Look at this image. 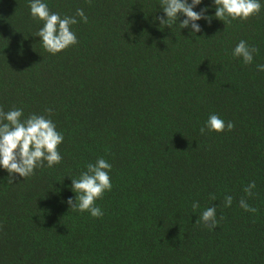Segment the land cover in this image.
<instances>
[{
    "label": "trees",
    "instance_id": "16d2710c",
    "mask_svg": "<svg viewBox=\"0 0 264 264\" xmlns=\"http://www.w3.org/2000/svg\"><path fill=\"white\" fill-rule=\"evenodd\" d=\"M47 3L88 18L55 55L29 0H0V109L43 115L64 136L54 167L13 182L0 170V264H264V6L224 25L204 0L194 10L211 22L192 35L183 16L160 25L159 0ZM241 40L256 49L250 65L231 55ZM210 114L233 129L201 134ZM98 158L112 189L93 218L66 202ZM209 207L214 229L197 222Z\"/></svg>",
    "mask_w": 264,
    "mask_h": 264
},
{
    "label": "clouds",
    "instance_id": "9594fccd",
    "mask_svg": "<svg viewBox=\"0 0 264 264\" xmlns=\"http://www.w3.org/2000/svg\"><path fill=\"white\" fill-rule=\"evenodd\" d=\"M203 2L204 0H159V8L166 17L160 18V25L171 29L183 16L184 19L179 23L180 28H190L192 35L200 33L202 29L197 22L203 19L210 23L212 19L206 15L207 7L201 8L199 12L194 10ZM212 3L215 19L222 21L224 25L233 20H247L258 15L264 6V0H212ZM29 8L31 17L43 22L36 37L40 38V43L48 53L55 55L78 43L72 26L78 22L87 23L88 18L83 9H77L74 16L61 17L59 13L49 10L47 0H29ZM255 52V48L241 40L232 49L231 55L234 59L242 60L243 64L250 65ZM257 70L264 72V64L257 65ZM233 127V123L225 124L218 115L210 114L200 131L201 134L205 130L219 134L225 129L231 131ZM63 140V134L56 130V125L50 118L36 114L24 118L22 109L16 108L7 112L0 109V170L8 173L10 182L16 176L24 179L32 176L38 168H52L61 163L62 156L58 146ZM111 169L112 165L107 160L98 158L95 163H89L78 178H70V190L75 198L67 200L69 209L80 213L87 212L93 218L102 217L103 211L96 201L112 189L109 175ZM255 187L254 182L250 183L244 189L245 194L252 196ZM232 202L231 196L225 197L226 207H230ZM239 205L247 212L256 211L244 199L239 201ZM192 207L196 210L199 204L194 203ZM197 222L214 229L218 223L216 208H206Z\"/></svg>",
    "mask_w": 264,
    "mask_h": 264
}]
</instances>
